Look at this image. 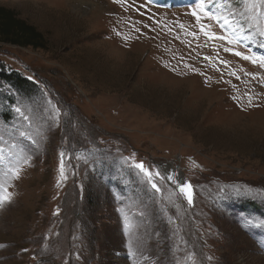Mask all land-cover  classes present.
Returning <instances> with one entry per match:
<instances>
[{"label":"rangeland","instance_id":"obj_1","mask_svg":"<svg viewBox=\"0 0 264 264\" xmlns=\"http://www.w3.org/2000/svg\"><path fill=\"white\" fill-rule=\"evenodd\" d=\"M200 2L0 0V264H264V0Z\"/></svg>","mask_w":264,"mask_h":264},{"label":"trees","instance_id":"obj_2","mask_svg":"<svg viewBox=\"0 0 264 264\" xmlns=\"http://www.w3.org/2000/svg\"><path fill=\"white\" fill-rule=\"evenodd\" d=\"M0 42L21 47L44 48L46 41L43 34L32 24L20 18L14 9L0 5ZM21 86V78L13 79Z\"/></svg>","mask_w":264,"mask_h":264},{"label":"snow or ice","instance_id":"obj_3","mask_svg":"<svg viewBox=\"0 0 264 264\" xmlns=\"http://www.w3.org/2000/svg\"><path fill=\"white\" fill-rule=\"evenodd\" d=\"M198 7L201 8V10H205V3H204V0H201V2L198 4ZM195 15V12L193 13ZM199 19V17H197ZM218 22H221V18L220 17H214ZM228 23L227 19H224L223 22L221 23V27H224L226 24ZM221 38H225V37H221ZM237 55H239V53H237ZM246 59L248 57H245ZM137 167L143 169V165L142 164H139L137 165ZM146 173H147V170L146 169H143ZM150 175V173H148ZM153 187H155V185H153ZM188 187L189 186H185L181 189V191H185L187 192L188 191ZM4 199H8V197H4ZM189 200H191V196H190V192H189ZM26 251V250H25Z\"/></svg>","mask_w":264,"mask_h":264}]
</instances>
